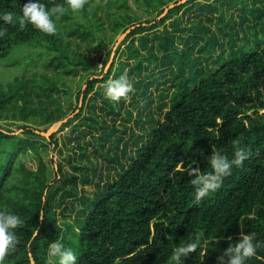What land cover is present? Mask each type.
<instances>
[{
    "label": "trees",
    "instance_id": "trees-1",
    "mask_svg": "<svg viewBox=\"0 0 264 264\" xmlns=\"http://www.w3.org/2000/svg\"><path fill=\"white\" fill-rule=\"evenodd\" d=\"M176 1L133 0L149 16L141 20L128 0H105L104 16L87 0L80 11L53 17L54 34L4 25L0 62L28 50L21 63L40 56L45 69L0 78V210L23 220L3 264H29V254L31 264H47L55 240L76 252L77 264H175L173 249L196 235L206 243L180 264H216L240 232L264 241V0H186L156 19ZM25 2L0 0V12L19 14ZM131 26L104 71L110 49L106 58L92 50ZM31 48H40L36 56ZM124 73L131 98L112 102L103 85ZM77 75L81 104L66 110L60 95ZM72 113L58 130L70 126L73 134L35 132ZM50 148L61 155L52 180L41 156ZM241 148L243 163L196 201L189 168L209 171L212 151L231 160ZM27 152L36 167L24 162ZM245 264H264V247Z\"/></svg>",
    "mask_w": 264,
    "mask_h": 264
},
{
    "label": "clouds",
    "instance_id": "clouds-1",
    "mask_svg": "<svg viewBox=\"0 0 264 264\" xmlns=\"http://www.w3.org/2000/svg\"><path fill=\"white\" fill-rule=\"evenodd\" d=\"M86 3L87 0H66L67 6L56 3L48 8L44 3H41V0H26L21 6L19 14L13 11L0 12V21L3 22L0 24V37L7 33V28L4 25L17 23L21 29L26 24H31L43 33L54 34L57 31V26L53 17L59 19L69 9L78 12L84 8ZM103 88L104 96L116 103H119L121 99L129 100L130 94L134 90L133 83L127 73L121 74L119 78L108 79ZM260 112L264 114V107L260 108ZM246 158L247 152L243 148L238 149L231 160L219 151H212L207 156L209 171L201 172L199 168H189L188 175L191 177L190 183L195 187L196 201H200L219 189L224 178L231 174L233 166H240ZM22 223V218L15 212L0 210V264H3L5 256L19 243L16 229ZM36 234L38 233H34V236ZM205 243L206 241L196 235L194 239L173 249L172 260L175 264H180L182 258L195 252L198 248H203ZM262 247H264V241L257 240L255 233L240 232L239 238L234 243L230 242L229 246L223 250V254L218 256L216 264H245V261L256 256L258 249ZM47 255V264H77L76 252L60 240L52 241L49 244ZM31 261L32 257L29 254V264Z\"/></svg>",
    "mask_w": 264,
    "mask_h": 264
},
{
    "label": "rangeland",
    "instance_id": "rangeland-1",
    "mask_svg": "<svg viewBox=\"0 0 264 264\" xmlns=\"http://www.w3.org/2000/svg\"><path fill=\"white\" fill-rule=\"evenodd\" d=\"M94 3H97L99 5V8H97L96 11L99 12L102 16H104L105 15V8L107 7L106 3H105V0H90V4H94ZM128 4L132 7V9L135 11V14H137L140 17L141 20L149 17L145 13V11L143 9L137 7L134 4L133 0H128ZM110 9H114V6H111ZM192 13H193V11L190 10L189 14H192ZM233 13H234V15H236L235 14L236 11H234ZM71 18L74 19L75 18L74 15ZM183 20H185V17L183 18ZM168 21L169 20H166V23ZM61 23H62L61 27H63V20H61ZM61 30H62L61 36L62 37L67 36V34L65 33V31L62 28H61ZM71 37H74V36H71ZM75 39H76V41H79V38L75 37ZM116 40H117V38H116ZM76 41L71 42V44L69 46L70 49H76L77 48L76 47V43H75ZM115 41L112 44H107V46H101L98 51L92 50L91 54H93L96 57H98L100 55L99 52H101V58H106L108 56V49H110V51H112L113 46L115 44ZM117 45H116V47H117ZM116 47H115V49H116ZM35 49L40 50V48H31L30 49L32 52H35V56H36V51L37 50L35 51ZM79 49H80V51H85L86 52V48H85V46L83 44L81 45V47ZM26 52H28V50H23L17 56H12L6 62H4V63L0 62V78H1L2 81L13 79L15 76H20L22 74H24L25 76H29L31 74V70L34 69V68H37L39 70H44L45 69V67L42 64L43 61H44V57H40V56L39 57H37V56L35 57L36 60H35V64L34 65L27 66V67L25 65H23V63H21L23 61H20V59H22L21 57ZM86 53H88V52H86ZM114 55H115V50H114V54L112 55V60L114 58ZM110 56H111V52H110V55H109V59H110ZM120 57H118V59H116V61H118ZM109 59H108V61H109ZM112 60H111V62H112ZM25 61H27V59ZM108 61H107L106 64H108ZM111 62L109 63V65L111 64ZM209 64H212V62H209ZM109 65L107 66V68L109 67ZM100 66H101V62L99 61L98 62V68ZM107 68H106V70H107ZM65 81H66L67 84L71 85L72 88L68 91L67 94L61 93L60 99L62 101L63 108L66 109V110H70L77 103H78V106L81 104L80 98H79V102H77L76 92H77V90H78V88L80 86H82V87L84 86V84H83L84 81L79 80V76L78 75L75 76V77H72V78L70 76H68ZM156 92H154V93H156ZM100 103H101V101L98 100V104H100ZM156 103H157V101H155V103L153 104V107L155 106ZM0 122H2V121H0ZM59 126L56 127V129L51 134L56 133V136L58 138H62V139L68 133L69 134H73V133L70 132V129H71L70 126H65L63 129L58 130ZM46 127L48 128L49 126L48 125H43V126H41V129H44ZM11 128L14 129L17 132L21 131V129H18L17 124L11 125ZM41 156L43 157L44 161L47 163V176H48V179L52 180L53 178L56 177V171L54 169L55 168V164H56L55 161H58L59 159H61V155L57 152L56 149L50 148V149H48L46 151H42L41 152ZM22 157H23L24 162L28 166H31L33 168L36 167L37 162H38V158L37 157L32 155L30 152H27ZM65 167H67V166H65ZM86 189H87L88 192L91 193V191L93 190V185H91V184L90 185H86Z\"/></svg>",
    "mask_w": 264,
    "mask_h": 264
},
{
    "label": "water",
    "instance_id": "water-1",
    "mask_svg": "<svg viewBox=\"0 0 264 264\" xmlns=\"http://www.w3.org/2000/svg\"><path fill=\"white\" fill-rule=\"evenodd\" d=\"M184 1H186V0H177L176 2H171V3H169L164 9H163V11L157 16V18L156 19H158V18H160V17H162V16H164L166 13H167V11H168V9L170 8V7H172V6H174V5H176V4H179V3H182V2H184ZM137 25V24H136ZM134 26H131V27H129L125 32H123L122 34H120L118 37H117V40L115 41V44H114V46H113V49H112V51H111V56H110V59H109V61H108V64H106V66H105V68H104V71L106 70V68H107V66L109 65V63L111 62V60H112V55L114 54V50H115V47H116V45L120 42V40L126 35V33L131 29V28H133ZM102 75H100L99 77H101ZM84 88V86L82 87V89ZM81 97H82V95H80V100H81ZM73 115V113L72 114H69V115H67V116H65L64 118H62V119H60V120H58V121H56V122H54V123H52L46 130H40V129H35V132H37V133H39V134H41V135H43V136H45V137H49V135L56 129V127H58L60 124H62L63 122H65V121H67V119L69 118V117H71ZM15 132H17V131H15Z\"/></svg>",
    "mask_w": 264,
    "mask_h": 264
}]
</instances>
